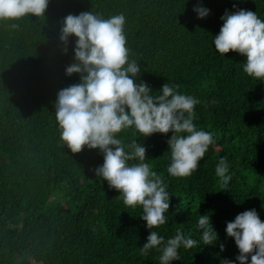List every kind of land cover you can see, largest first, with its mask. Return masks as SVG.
Here are the masks:
<instances>
[{
  "label": "trees",
  "instance_id": "16d2710c",
  "mask_svg": "<svg viewBox=\"0 0 264 264\" xmlns=\"http://www.w3.org/2000/svg\"><path fill=\"white\" fill-rule=\"evenodd\" d=\"M197 7L208 15L198 18ZM239 10L264 20V0H49L44 17L0 21V264H160L163 244L141 252L149 231L166 243L178 230L197 244L181 245L171 264H240L225 229L246 210L264 221V81L243 72V56H222L213 44L221 17ZM89 11L103 19L123 14L129 62L140 66L136 83L145 82L152 95L162 94L164 83L178 86L177 93L199 101L197 129L213 134L197 170L185 178L167 173L172 132L117 134L126 152L134 140L145 147L144 162L170 195L167 223L149 231L142 208L126 207L96 176L99 149L73 154L60 140L57 94L81 79L66 74L76 62V38L65 44L61 29L67 15ZM221 159L227 184L215 171ZM205 215L218 237L213 245L203 244L196 227Z\"/></svg>",
  "mask_w": 264,
  "mask_h": 264
},
{
  "label": "clouds",
  "instance_id": "9594fccd",
  "mask_svg": "<svg viewBox=\"0 0 264 264\" xmlns=\"http://www.w3.org/2000/svg\"><path fill=\"white\" fill-rule=\"evenodd\" d=\"M48 3L49 0H0V21L44 17ZM194 11L198 18L208 15L203 7ZM221 19L222 27L213 39L215 50L222 56L230 51L243 56V72L264 81V20L247 10L226 12ZM124 25L123 14L103 19L89 11L64 18L60 40L66 44L69 36L76 38V62L66 68V74L78 73L81 79L80 83L58 92L55 119L60 140L71 153L78 154L85 147L99 149L103 164L95 169L96 176L120 193L126 207L142 208L140 218L149 231L167 223L165 213L170 208V195L162 177L144 162L145 147L134 140L130 144L132 150L126 152L117 134L130 128L143 137L172 132L167 141L171 153L167 173L176 178L189 177L197 170L214 138L211 132L198 130L193 123L197 99L177 93L178 86L168 83L162 85L160 95L150 94L152 89L145 82L136 83L140 66L136 61L129 62ZM10 26L16 29L19 24ZM134 160L139 163H129ZM215 171L225 184L229 182L224 159ZM196 227L202 232L204 245L217 241L207 215L199 216ZM225 231L234 239L240 264H247L249 256L251 264H264V221L255 209L236 215L234 221L226 224ZM162 244L160 264H171L180 259L181 245L191 249L197 242L185 238L178 230L165 243L156 231H149L141 252L146 255L149 249Z\"/></svg>",
  "mask_w": 264,
  "mask_h": 264
}]
</instances>
